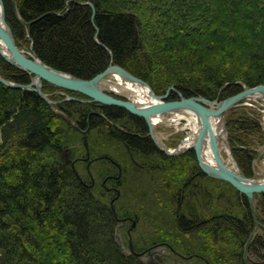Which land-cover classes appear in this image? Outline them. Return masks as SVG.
<instances>
[{
	"label": "trees",
	"instance_id": "1",
	"mask_svg": "<svg viewBox=\"0 0 264 264\" xmlns=\"http://www.w3.org/2000/svg\"><path fill=\"white\" fill-rule=\"evenodd\" d=\"M3 3L16 44L31 45L43 63L78 78L112 62L157 95L173 86L184 97L222 100L264 85V0H16L28 26L16 19L11 0ZM189 32L196 33L191 41L183 37ZM156 38L160 51L152 50ZM0 75L29 83L1 56ZM43 84V92L57 90ZM56 108L0 84V264H154L131 252L129 241L127 252L119 247L117 219L127 216L151 230L147 246L165 245L196 264H252V257L264 264V234L252 235L246 196L203 174L192 150L165 155L144 120L121 108L78 101ZM243 110L227 116L228 142L242 174L252 177L264 129ZM78 139L101 183L74 151L65 160V148ZM254 198L264 224V193ZM136 230L129 235L140 253Z\"/></svg>",
	"mask_w": 264,
	"mask_h": 264
},
{
	"label": "water",
	"instance_id": "2",
	"mask_svg": "<svg viewBox=\"0 0 264 264\" xmlns=\"http://www.w3.org/2000/svg\"><path fill=\"white\" fill-rule=\"evenodd\" d=\"M11 4L16 19L25 26L30 25L31 22L24 21L20 17L16 8V0H11ZM86 4L89 5L91 8H93L91 4L89 3ZM0 42L5 47V52H2L0 50V56L14 68L27 72L29 75L32 76L29 83L27 84L11 82L5 80L0 76V84L11 89H19L23 91L34 92L50 106L56 104V102L49 100L47 98V95L41 91L42 81L48 82L49 84L53 85L56 88L66 90L69 92H74L86 97V99L83 100L74 96H66L65 100L78 101L88 104L95 103L104 106H113V107L121 108L134 116L142 118L146 123L149 132L148 136H150L153 140H154L153 138L154 128L150 124L151 117L164 116L182 110L192 111L195 115L198 116L201 122L199 133L193 144H191L188 148L184 150L180 149V145H178V147L172 150H168L164 146L154 141L153 143L155 147L168 156H175L187 150H192L195 155L197 165L203 174H205L206 176L212 179L229 183L234 189H236L238 192L246 196L247 202L252 211V216L254 218L253 209H252L253 197L255 194L264 193V181L261 182V180H254L245 177L243 174L239 172L236 165H235L236 169L234 170H231L228 167H226L221 160V156L219 154L218 149L216 150L217 146L215 145V143L212 144L215 164L211 165L207 163L202 155V143L205 139V135L207 133H210L209 120L211 117L216 116L222 118L223 129L225 132L224 113L233 106H235L236 104H238L239 102H241L242 100H247L249 99L250 96L253 95H261L264 100V85L244 87L240 92L232 96H229L222 101L209 100L200 96L184 97L181 93H177L179 95V99L170 101L167 100L168 94L170 90L175 91L173 88H169L162 96H157L155 95V93L153 92V90L151 89L148 83L135 77L134 75H131L129 72H127L119 65L112 64V62L109 63V66L105 70H103L101 73L97 74L96 76L90 79L78 78L70 73L57 70L43 63L37 57L27 56V54H25L22 50H20L17 47L12 31L6 22L5 9L1 0H0ZM111 73L122 74L123 78L127 79L128 81H132L134 83L140 84L141 86H144L148 90L152 99L156 102L150 106L141 107L140 105L132 101L121 100L111 96L108 93L109 90L106 91L102 88V84H104L105 82L108 83L105 77ZM83 138H84L83 144L87 148L85 134ZM68 155H69V149L66 148L64 151V157L67 162L69 161ZM112 204L113 201H111V207ZM115 217L117 218L116 214ZM117 220L123 223L126 219H117ZM134 225L135 222L132 221V227ZM119 247L122 249L120 244ZM129 250L139 256L144 253V252H140V253L134 252L131 241H129Z\"/></svg>",
	"mask_w": 264,
	"mask_h": 264
},
{
	"label": "rangeland",
	"instance_id": "3",
	"mask_svg": "<svg viewBox=\"0 0 264 264\" xmlns=\"http://www.w3.org/2000/svg\"><path fill=\"white\" fill-rule=\"evenodd\" d=\"M1 1H2V4L4 5L3 0H1ZM235 1H237V0H235ZM192 35L195 36L196 33L195 32L194 33L189 32L188 34H184L183 37L188 38L191 41L192 40L191 39V36ZM14 40H15V38H14ZM153 42H154V44L152 43V45H151L152 46V50L157 49V50L160 51V49H162V45H163V44H161V40H159L158 38H156ZM15 43H16V41H15ZM17 47L20 50H22L25 54H27V56H33V57H35V55L31 51V45L29 46V48H25L24 46H21L20 47L18 45H17ZM25 73H27V72H25ZM28 76H29V81H30V79L32 78V76L29 75V74H28ZM105 78L107 79L106 81L111 80V79H114L113 76H111V74H108ZM5 80H7V79H5ZM8 81H10V80H8ZM11 82H14V81H11ZM44 82L45 81H42V86H41V91L42 92H43L42 87L44 85L43 84ZM46 83H48V82H46ZM102 88L104 90H106V91L109 90L108 93L111 96L115 97V98H118V99H121V100H127V101L132 100L129 96H127L126 92L123 91L120 88L117 89V90H114V89L111 90L110 89V86L106 82L104 84H102ZM169 88H173L175 90L174 92L180 93L173 86H169L166 89V91ZM56 89L57 90H54L53 92H43V93L47 95V98L49 100H51L53 102L55 101L56 104L58 102H60V101L63 102V100L66 99V96H71V95H69V93L65 92L66 90H62V89L58 90L59 88H56ZM171 91H173V90H170L169 93ZM155 95H157V94H155ZM162 95H163V93L158 94L157 96H162ZM53 96L63 97V99L61 98V100H58L57 97L56 98H53ZM200 97H202V96H200ZM178 99H179V95H178ZM214 100H218V99H214ZM222 100H224V99H222ZM222 100H218V101H222ZM65 101H68V100H65ZM170 101H172V100H170ZM56 104L51 105V106L48 104L50 106V109H51V111L53 113H58L59 112L58 109L56 108ZM238 108H239V110L244 109L243 111H244V113L247 115V117L249 119L256 118L259 121L260 125L262 126V129H264V124H263V120H262V117H263V109L264 108H263L262 102L242 100L241 102H239L238 104H236L235 106H233L232 108H230L229 110H227L224 113L225 136H223V137L221 136L220 139H219V148H220V151H221V155H222L223 159L225 160V162L228 161L229 158H231V161L233 162L232 164H235L237 166L239 172L242 174V172L240 171V169H239V167H238V165H237V163H236V161H235V159H234V157H233V155L231 153L230 144L228 142L229 141V135H228L227 126H226L227 116H229V113L232 110L233 111L234 110H237L239 112ZM172 115H173V113L171 115H165L164 119L161 122H159V123H157L155 125L154 131H153V138H154V140L149 136V138L151 139L152 142L156 141L157 143H159L160 145L164 146L168 150H172V149L178 147V145H180L182 143V140H184L187 137V135H189V133L191 132L190 131V128H189V125H188V122H187L186 119H183L182 118L181 120L178 121V125L175 126L174 123H173L174 122V119H172ZM147 131H148V129H147ZM84 134H85V138H86V133H83V135ZM148 134H149V132H148ZM155 134H157V136H158L157 139H155V137H154ZM73 138H74V135L72 136V139ZM73 142H74V140H71V146L66 147V148L69 149V155H70V153L72 154L73 151H74V154H75L74 157L75 158H77V159L80 158V162H81V160H84L86 162V167H87V170H88V174H90L92 181L94 180V182H96L98 180V182L101 183V180L102 179L98 177V175H97V173L95 171H93L94 170V166L95 167H97V166L95 164L91 163V161L88 159V157H89L88 149H87V154H88L87 155V154L84 153V150H82L80 144L78 143L79 142V139L77 140V143H75L74 145H73ZM255 147L257 149V153H256V155H255V157L253 159V163H252V173H253V176L252 177H247V178L254 179V180H264V145H262V146H255ZM84 154L86 156H84ZM69 155H68V160H69ZM80 162L79 163H76L75 167H76V169L78 170L79 173L84 174L83 173L84 172V170H83L84 169V164H82ZM227 184H229V183H227ZM107 186L108 187H111L110 185H107ZM211 188H212V190L217 191V193L219 191L220 192L221 191L224 192L223 188H219L218 185H212ZM255 195H258V194H255ZM252 205H253L252 206V209H253V214H254V218H253L254 219V230L252 232V235H254V234H262L263 235L264 234V224L257 219V215L259 216V214L255 210V198L254 197H253ZM250 210H251V208H250ZM251 213H252V211H251ZM127 217H130V216H127ZM127 217L121 218V219H126V220L128 219L127 222H126V220L123 223L119 221V225L117 226V234H116L117 242H118V244L121 245L122 250L124 252H127V249H128L126 242L127 241H131V237H130L129 234H130V228H132V221H134L135 222L134 227H137V230L133 233V239H136V241L138 242V246L140 248L142 247V251L144 253L142 255H140V256L138 255V256L143 261L157 264L159 262L158 257H162L164 259H170L171 260L170 263L165 262V264H196L197 263L195 261V259L192 258V256H184V255L178 254V253H176L174 251H171V250L168 251V249H167V247L165 245L159 244V245L147 246V244L150 241V240H148L147 237H149V235L151 234L150 233L151 230L150 229H147V227H141L138 224V222H137L138 220H135L133 217H130V218H127ZM130 219H132V220H130ZM149 230H150V232H149ZM125 235L126 236L128 235L129 238L128 237H125ZM141 237L143 239H141ZM143 247H145V248H143ZM133 250H134V248H133ZM134 252H135V250H134ZM250 262L252 264H256L257 263V260H256V258L252 257V258L249 259V262L248 263H250Z\"/></svg>",
	"mask_w": 264,
	"mask_h": 264
},
{
	"label": "bare ground",
	"instance_id": "4",
	"mask_svg": "<svg viewBox=\"0 0 264 264\" xmlns=\"http://www.w3.org/2000/svg\"><path fill=\"white\" fill-rule=\"evenodd\" d=\"M0 50L2 52H5V47L2 45V43L0 42ZM111 76H113L114 79L108 80V85L110 86L111 90H117V89H122L123 91L126 92L127 96H129L132 101L138 105H140L141 107H147L150 106L152 104H154L156 101H154L152 99V97L150 96L148 90L144 87L141 86L138 83H134L132 81H128L127 79L123 78L122 74L119 73H111ZM248 101H259L262 102L263 104V108H264V100L263 97L261 95H253L250 96L249 99H247ZM171 115V114H168ZM164 116H153L150 118V124L153 126V128L155 127V125L159 122H161L164 119ZM186 119L190 128V133L189 135H187V137L182 140V143L180 144V149L184 150L186 148H188L191 144H193L196 140V137L199 133V128L201 126V122L198 118L197 115H195L192 111L190 110H182L179 112H175L172 115V119H174V125L177 126L178 125V121L181 119ZM263 124H264V109H263ZM222 118L221 117H211L209 120V124H210V133H207L205 135V139L202 143V155L204 160L211 164L214 165L215 164V160H214V153H213V149H212V144L215 143V145L217 146L216 150L218 149L219 154L221 156V160L222 162L225 164L226 167H228L231 170L236 169L235 164H232L233 162L231 161V158L228 159V161L225 162V160L223 159L222 155H221V151L219 148V139L222 136H225V132L223 129V123H222ZM155 139L158 138L157 134L154 135ZM159 141V140H158ZM264 180H261V182H263Z\"/></svg>",
	"mask_w": 264,
	"mask_h": 264
}]
</instances>
